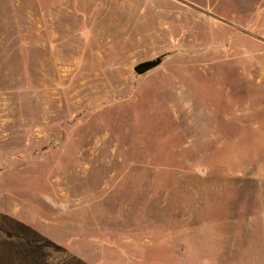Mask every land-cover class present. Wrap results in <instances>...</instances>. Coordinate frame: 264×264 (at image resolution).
<instances>
[{"label":"rangeland","instance_id":"374dc122","mask_svg":"<svg viewBox=\"0 0 264 264\" xmlns=\"http://www.w3.org/2000/svg\"><path fill=\"white\" fill-rule=\"evenodd\" d=\"M0 264H264V0H0Z\"/></svg>","mask_w":264,"mask_h":264},{"label":"water","instance_id":"95a60500","mask_svg":"<svg viewBox=\"0 0 264 264\" xmlns=\"http://www.w3.org/2000/svg\"><path fill=\"white\" fill-rule=\"evenodd\" d=\"M161 62H162V56L157 57V58L152 59V60L144 61V62H141V63L135 65L133 67V71L137 75H143V74L153 70L157 66H159L161 64Z\"/></svg>","mask_w":264,"mask_h":264}]
</instances>
